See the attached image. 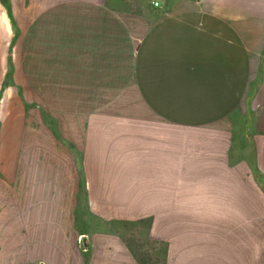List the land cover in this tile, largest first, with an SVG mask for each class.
Segmentation results:
<instances>
[{
	"label": "crops",
	"instance_id": "0c3cea01",
	"mask_svg": "<svg viewBox=\"0 0 264 264\" xmlns=\"http://www.w3.org/2000/svg\"><path fill=\"white\" fill-rule=\"evenodd\" d=\"M153 1L0 0V264H264V0Z\"/></svg>",
	"mask_w": 264,
	"mask_h": 264
},
{
	"label": "rangeland",
	"instance_id": "374dc122",
	"mask_svg": "<svg viewBox=\"0 0 264 264\" xmlns=\"http://www.w3.org/2000/svg\"><path fill=\"white\" fill-rule=\"evenodd\" d=\"M239 105V110L235 113L234 118L231 119L230 123L235 128L237 141L242 143V141L252 142V132H253V121L255 110H257V104L252 103V112L247 117L245 113V107L243 104ZM234 124V125H233ZM246 135L243 136L242 131L246 129ZM125 210H123L124 213ZM160 211V213H159ZM161 209L154 207L152 209H147L143 212L141 205L133 210L131 217L136 220H132L133 223H120L119 228L124 236L134 243L135 249L141 254H145L147 258L151 261L157 260V257L162 260L163 257V215ZM138 217V219H137ZM114 222H112L113 224ZM151 240V242H149ZM154 242V243H153ZM155 264V263H154Z\"/></svg>",
	"mask_w": 264,
	"mask_h": 264
},
{
	"label": "built area",
	"instance_id": "2783aa9c",
	"mask_svg": "<svg viewBox=\"0 0 264 264\" xmlns=\"http://www.w3.org/2000/svg\"><path fill=\"white\" fill-rule=\"evenodd\" d=\"M154 6H160V1L159 0H154L153 1Z\"/></svg>",
	"mask_w": 264,
	"mask_h": 264
},
{
	"label": "trees",
	"instance_id": "16d2710c",
	"mask_svg": "<svg viewBox=\"0 0 264 264\" xmlns=\"http://www.w3.org/2000/svg\"><path fill=\"white\" fill-rule=\"evenodd\" d=\"M131 241V240H130ZM132 242V241H131ZM149 242H151V240H149ZM154 243V242H153ZM132 244L134 245V243L132 242ZM143 256H146L145 254H141ZM144 261H146V259H144Z\"/></svg>",
	"mask_w": 264,
	"mask_h": 264
}]
</instances>
